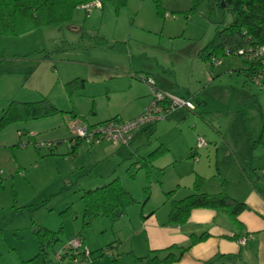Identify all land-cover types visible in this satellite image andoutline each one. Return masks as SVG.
<instances>
[{"label": "rangeland", "instance_id": "obj_1", "mask_svg": "<svg viewBox=\"0 0 264 264\" xmlns=\"http://www.w3.org/2000/svg\"><path fill=\"white\" fill-rule=\"evenodd\" d=\"M159 1L162 14L153 0L106 1L88 12L77 8L63 26L4 37L0 114L11 100L32 102L43 97L59 112L12 122L0 130V264H39L33 259L38 252L36 225L63 229L47 248L43 264H75L69 258L57 263L55 254L77 233L91 252L86 264H141L129 250L133 241L136 256L146 255L143 232L133 231L139 228L141 210L154 207L159 215L166 214L173 201L195 191L198 177H202L198 191L206 187L228 194L237 186L231 159H252L253 170L264 173V78L255 83L246 72L249 64L238 55L220 57L214 66L197 55L215 32L213 20L222 19L219 9L209 14L213 0H203L195 9L192 0ZM99 37L108 43L125 41L128 48L106 49L98 44ZM131 61L139 70L150 66L160 72L172 91L205 101L206 113L201 115L205 120L190 111L176 118L169 114L147 125L151 130L130 145L102 140L100 144L111 147L110 154L92 153L95 144L82 141L75 153L68 143L72 112L85 122L110 113L124 118L125 112L129 115L135 109L139 92L151 94L137 78L140 85L129 89L128 78L114 65L128 66ZM74 79L83 80V86L67 90L65 84ZM155 124L161 129L160 139L152 132ZM200 138L204 145H197ZM160 145L165 150L149 156ZM115 177L135 202L117 219L96 216L84 224L83 191ZM67 206L75 214L63 217L60 212ZM110 243L114 254H102ZM147 262L142 263L158 264Z\"/></svg>", "mask_w": 264, "mask_h": 264}, {"label": "trees", "instance_id": "obj_2", "mask_svg": "<svg viewBox=\"0 0 264 264\" xmlns=\"http://www.w3.org/2000/svg\"><path fill=\"white\" fill-rule=\"evenodd\" d=\"M92 1L95 0H0V61L4 59L3 39L5 36H19L43 26H63L72 20L73 12L79 6ZM98 1L101 6L106 1L113 0ZM153 1L157 12L162 14L160 1ZM202 1L192 0L191 9L198 7ZM215 9L220 10L222 19L219 22L213 20L216 24L215 32L205 47L198 52L197 55L201 59L209 61L213 65L211 62L212 57L221 59L220 57L226 55H237V50L239 49L247 51L248 49H257L264 45V0H213L209 5L210 16L213 15ZM99 39L102 42H98V44L106 49L115 52H124L127 49V42L125 41L108 43L103 37H99ZM238 56L249 64L246 72L252 79L258 72L264 71V57L250 60L241 55ZM46 57H48L47 54L44 55V58ZM137 77L140 79L139 75ZM65 86L70 91L77 86L82 87L83 80L74 79L67 82ZM200 104V102H197V106H200ZM57 112L59 110L56 106L45 97L32 102L11 100L0 114V130L12 122L45 118ZM198 115L201 116L202 111L198 112ZM262 135H264V127H262ZM78 144L70 148L75 151ZM161 149L164 148H161L160 145L149 156H155L162 151ZM141 166H146V162H142ZM198 178L199 181L195 182V191L193 193L171 203L168 222L174 225L183 224L186 222L190 211L194 208L220 210L227 213L233 221L238 222L239 213L246 209L245 203L233 199L224 192L209 194L198 191L202 177ZM82 198L84 200V224L86 225L96 216H111L113 219H117L123 216L127 212V208L135 202L132 194L123 187L118 177L93 189L84 190ZM69 214H75L70 206H67L65 211L62 210L60 212L63 217ZM60 232H62V227L57 231L40 225L33 227V234L38 244V252L33 257L35 262L39 264L45 262L47 248L53 245ZM77 236L80 237V233ZM205 236L202 235L197 239H203ZM107 247L114 248L112 244ZM181 254L182 252H180ZM74 256L68 251L63 253L59 260L62 258L72 259ZM177 258L165 256L163 259L158 260L157 257H145L151 263L171 262L172 260H177ZM222 258L220 256L206 264H221L223 262L221 261L223 260ZM225 258L234 260L239 259V256L230 255L225 256ZM59 260H57V263Z\"/></svg>", "mask_w": 264, "mask_h": 264}, {"label": "crops", "instance_id": "obj_3", "mask_svg": "<svg viewBox=\"0 0 264 264\" xmlns=\"http://www.w3.org/2000/svg\"><path fill=\"white\" fill-rule=\"evenodd\" d=\"M129 56L131 59L132 55L129 54ZM114 65L117 66V69H121L123 71V75L128 78L129 89H133L134 86L139 84L134 80V78L141 80L137 77L140 72L141 74L152 77L155 80V84L158 89L170 92L178 97L191 98L196 103V106L197 102L201 103L200 106H197V108L193 110H188L186 108H178L176 111L174 110L172 113H170L171 116L173 115V118L180 117L182 116V113L187 111H190L192 114L196 115H198V112L200 111H202V114L206 113L204 112V109L206 110L207 107V103L205 101H196V96L189 93L187 94V92L184 94V96L176 93V90L172 91L169 89L170 85L168 81L163 79V75L160 72L154 71L152 67L149 66L146 68V70H139L141 68H138L137 65L134 66L132 61L128 64V66H123L120 63H116ZM135 98L138 100L135 109L132 110L129 115H125L127 114V112H125L123 114L125 119L123 116H121L119 119H116L123 121L131 120L141 114L148 105L151 94L143 95L139 92ZM71 115H78V113L75 111L72 112ZM93 115H97V112H95ZM199 117L204 119L202 116ZM113 118H115L113 113L104 114L102 118L97 117L95 120L87 121V123L90 125H97ZM166 124L168 125V123ZM153 127L154 130L152 132L158 134L162 133L160 126L155 124ZM149 130L151 129H148V126L138 129L129 145L133 141H138L139 137L144 136L145 133L149 132ZM164 131L167 132L166 128ZM160 138L161 134L158 136V139ZM100 143L101 142L97 143L98 147H96L95 144V147L92 149V153L106 154V151H108L110 154L112 152L111 147L105 145L104 143ZM113 145L116 146L115 144ZM79 147L80 145L78 144L75 153L77 150H79ZM195 152L196 151H193L192 155ZM231 160L233 165H231L230 171L231 174L235 175L236 177L234 181L237 182V186H234L232 190L227 192L228 195L233 199L243 202L246 205V209L241 211L237 217L238 222L233 221L227 215V213L220 210L194 208L190 211L186 222L181 225H174L168 222V213L170 209L166 210V214L161 215L157 213L158 210L154 207H151L150 210L145 213L143 210H141V220L137 222L139 224V228L134 229L133 231H136V233L143 232L146 243V255H139V257H137L133 247V241H130L129 250L131 252L132 258L141 259V264H144L142 262L144 261L145 257L149 256L157 257L158 260L163 259L165 256H168L169 258L178 257L177 260H172L171 262H159L158 264H206L209 261L222 256L223 260L221 261L223 262L221 264H264V184L261 183L264 181V173L260 171L258 174L255 172V170H253L252 159ZM16 161L18 162V159H16ZM247 161L249 164V169L253 170L254 174H257V181H254L252 176H250L246 171L245 167H247ZM194 167L196 168L198 165L194 163ZM20 168H22L21 164H17V169ZM261 170H264V168H261ZM28 172L29 170L26 169V173ZM204 189L205 190H203V192L205 193H216V190H209L206 187ZM134 227L135 226H133V228ZM132 235L134 234L132 233ZM132 235L130 236V240L133 239ZM202 235L206 236L203 239L198 240L197 238ZM241 238H245L244 243L240 242ZM82 242L85 244L84 240H82ZM119 243L122 245V242ZM181 249H183V251H181ZM180 252H182L181 255ZM230 255H238L239 259L227 260L225 256ZM90 264L97 263L95 261ZM100 264H102V261Z\"/></svg>", "mask_w": 264, "mask_h": 264}, {"label": "built area", "instance_id": "obj_4", "mask_svg": "<svg viewBox=\"0 0 264 264\" xmlns=\"http://www.w3.org/2000/svg\"><path fill=\"white\" fill-rule=\"evenodd\" d=\"M99 6L100 2L95 0L79 6V8L85 9L88 12L92 7ZM237 55H241L250 60L264 57V45L257 49H248L247 51L239 49L237 50ZM211 62L213 66L218 65L221 62V59L212 57ZM139 77L149 86L151 93L150 101L141 114L127 121L114 118L97 125H90L79 116L70 117L67 122V127L70 133L68 139L69 146L72 147L80 141L89 145L97 144L102 140H108L115 145H128L133 139L135 132L141 127L166 118L178 108H186L188 110L195 109L196 105L193 99L178 97L170 92L158 89L155 80L150 76L141 74ZM262 78H264V71L258 72L253 76L252 80L255 83H259ZM204 144L205 141L200 138L198 145L200 146ZM244 241L245 238L240 239L241 243H244ZM68 251L75 255L72 258L75 264H85L91 256V252L83 244L82 239L77 235L74 239L68 241L62 250L55 254L56 260H59L61 255ZM114 251V248H105L102 250V254L112 256Z\"/></svg>", "mask_w": 264, "mask_h": 264}]
</instances>
